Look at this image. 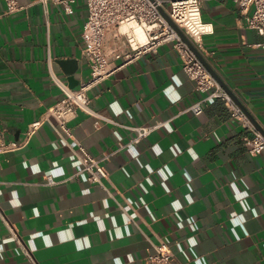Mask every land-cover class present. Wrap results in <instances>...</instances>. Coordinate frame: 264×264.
Wrapping results in <instances>:
<instances>
[{
    "label": "crops",
    "instance_id": "crops-1",
    "mask_svg": "<svg viewBox=\"0 0 264 264\" xmlns=\"http://www.w3.org/2000/svg\"><path fill=\"white\" fill-rule=\"evenodd\" d=\"M72 1L16 0L21 9L8 14L0 0V144L22 142L63 98L50 71L70 88L89 77L88 8ZM202 10L214 26L203 56L264 131L262 37L233 0H203ZM106 50L130 48L113 31ZM182 66L163 45L92 89L96 115L79 112L69 134L44 122L21 149L0 153V208L37 264H145L161 244L174 264H264V151L250 155L251 133L221 100L179 114L205 95ZM155 125L102 163L101 184L79 174L85 153L100 160L136 136L128 127ZM48 176L57 184L45 185ZM0 264H32L1 221Z\"/></svg>",
    "mask_w": 264,
    "mask_h": 264
},
{
    "label": "built area",
    "instance_id": "built-area-1",
    "mask_svg": "<svg viewBox=\"0 0 264 264\" xmlns=\"http://www.w3.org/2000/svg\"><path fill=\"white\" fill-rule=\"evenodd\" d=\"M51 1H58L64 4L67 9L69 4L73 2L72 0ZM233 1L238 5L243 16V26L256 31L262 37L259 47L264 51V0ZM5 2L8 14L21 9L16 0H5ZM86 4L88 18L82 34L85 43L82 56L90 68L89 77L81 81L76 88H70L50 71L51 79L64 94L63 98L47 110L43 120L29 125L22 142L1 143L0 153L21 149L44 122L53 123L54 121L56 130L69 134L68 125L77 117L79 112L96 115L91 108V99L88 96L92 89L107 81L123 66L140 59L146 54L156 53L160 47L166 44H172L179 53L183 71L196 83V90L205 93L196 103L181 110L179 114L192 113L195 116H200L211 100H221L229 110L231 117L239 121L246 132L251 133L250 137L245 138L250 155L258 156L264 151V137L255 130L242 109L220 86L158 9L162 7L173 23L184 32L192 44L202 53L203 38L214 33L212 23L204 21L203 0H86ZM134 25L142 28L145 35L144 42L136 37L133 30ZM125 27L127 30L123 31ZM113 31L126 39L130 51L119 53L113 51L111 58L106 50V43L109 34ZM112 59L114 61L123 60V63L115 65ZM157 127L159 126L128 127L136 133V136L129 143L120 144L118 149L105 152L100 160H96L85 153V156L80 158L83 168L79 174H85L89 183L101 184L102 179L108 178L102 163L109 161L118 151L139 144L149 137ZM45 180L47 186L57 184L51 176L46 177ZM0 221L27 254L31 263L37 264L22 237L1 208ZM155 250V254L149 255L145 259V264H174V256L167 245L156 246Z\"/></svg>",
    "mask_w": 264,
    "mask_h": 264
},
{
    "label": "water",
    "instance_id": "water-1",
    "mask_svg": "<svg viewBox=\"0 0 264 264\" xmlns=\"http://www.w3.org/2000/svg\"><path fill=\"white\" fill-rule=\"evenodd\" d=\"M159 11L162 13V15L165 17L167 22L170 24V26L175 30V32L181 37V39L187 44V46L190 48V50L199 58V60L204 64V66L208 69V71L212 74V76L216 79V81L220 84V86L232 97L234 102L242 109L244 114L247 116V118L253 123V125L256 127L258 132L264 137V131L259 127V125L256 123V121L252 118V116L249 114V112L245 109V107L242 105V103L235 97V95L232 93V91L229 89V87L224 83V81L220 78V76L214 71V69L210 66V64L207 62L203 54L192 44V42L188 39V37L184 34V32L179 29L173 21L170 19L168 14L165 12V10L162 7L158 8ZM71 60H61L59 63L61 65H67L70 64ZM74 72H70V79L74 80ZM78 84V81H76ZM76 84V85H77ZM74 88V87H72Z\"/></svg>",
    "mask_w": 264,
    "mask_h": 264
},
{
    "label": "bare ground",
    "instance_id": "bare-ground-1",
    "mask_svg": "<svg viewBox=\"0 0 264 264\" xmlns=\"http://www.w3.org/2000/svg\"><path fill=\"white\" fill-rule=\"evenodd\" d=\"M127 28H123V31H126ZM133 30H134V33L136 35V37L141 41V42H144L145 41V35H144V32L142 30V28L140 26H137V25H134L133 26Z\"/></svg>",
    "mask_w": 264,
    "mask_h": 264
}]
</instances>
